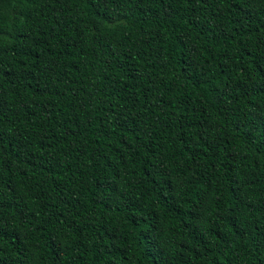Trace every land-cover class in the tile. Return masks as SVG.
I'll return each mask as SVG.
<instances>
[{
  "label": "trees",
  "instance_id": "obj_1",
  "mask_svg": "<svg viewBox=\"0 0 264 264\" xmlns=\"http://www.w3.org/2000/svg\"><path fill=\"white\" fill-rule=\"evenodd\" d=\"M0 264H264V0H0Z\"/></svg>",
  "mask_w": 264,
  "mask_h": 264
}]
</instances>
